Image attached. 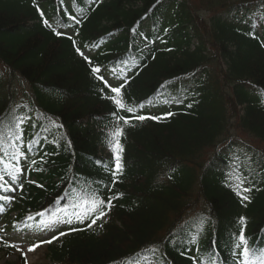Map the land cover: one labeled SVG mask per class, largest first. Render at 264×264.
Here are the masks:
<instances>
[{
	"label": "trees",
	"instance_id": "16d2710c",
	"mask_svg": "<svg viewBox=\"0 0 264 264\" xmlns=\"http://www.w3.org/2000/svg\"><path fill=\"white\" fill-rule=\"evenodd\" d=\"M64 1L0 0V121L29 119L18 142L27 153L23 187L0 201L1 221L11 230L35 228L53 213L63 216L57 209L67 201H54L64 189L109 183L95 161L111 160L105 137L115 107L91 72L99 66L110 85L124 83L129 105H145L139 114L174 115L125 128L124 171L113 187L123 196L102 228L47 244V264H138L142 254L155 264H192L213 241L232 264L223 246L239 232L240 217L253 243L264 237V0H70L63 9ZM44 20L68 33L56 35ZM77 49L91 51V65ZM113 70L119 79L107 77ZM233 147L242 170L254 161L244 174L255 187L243 203L228 186L232 164L223 153ZM44 209L45 217L36 216ZM201 219L199 244L177 247L174 236L195 233ZM9 244L0 231V252L10 255Z\"/></svg>",
	"mask_w": 264,
	"mask_h": 264
},
{
	"label": "snow or ice",
	"instance_id": "6c2138e0",
	"mask_svg": "<svg viewBox=\"0 0 264 264\" xmlns=\"http://www.w3.org/2000/svg\"><path fill=\"white\" fill-rule=\"evenodd\" d=\"M37 11H40L39 8H37ZM40 14L43 17V13L41 12ZM70 19L75 20L76 18L70 17ZM60 23H64L63 17L61 18ZM44 24L51 27L47 20H44ZM133 31H135V29H133ZM165 31H167V29H165ZM56 35L59 36L61 33L56 32ZM253 38H255L254 33ZM77 51L89 65L92 64L89 57L85 56L79 49H77ZM104 71L107 70L102 69L99 66L91 67V72L95 79L102 83V87L100 89L101 92H104L107 89L111 93V95H104L103 98L109 100L115 107V111L111 114L113 117L112 127L107 132L105 137L112 155L109 162L97 160L95 163L98 167H101L108 172L110 181L109 183L95 180L83 181L79 187L64 189V194L62 196H58L57 200L54 201V203L67 201L66 206L57 209V211L61 212L63 216H56L55 213H53L47 219H40L37 223L38 231H55L56 234L52 235L50 239L41 240L38 243L29 246L27 249L28 252L34 251L42 244H51L54 241H58L60 237L70 235L77 231L92 229L94 225L102 228L112 208L115 207L113 202L119 200L123 196V193L114 192L113 187L117 184L119 177L124 171V165L122 163L124 146L121 142V138L124 137L125 128L134 127L136 123H144L145 121L160 122L174 115L172 112H166L161 115L139 114V110L143 109L145 105L143 103L139 105H129L122 92V89L125 86L124 83L119 84V86L110 85L104 78ZM111 74L114 79L120 78L119 73L115 70H113ZM161 87L163 88L164 86L162 85ZM258 95L262 100H264V89H258ZM162 99H164V102L167 103L182 102L179 101L178 98ZM188 107H191V105H188ZM121 112H125L129 115H120ZM28 123V118L17 117H13L6 123L0 121V124H3V130H0V181H3V183L0 184V190H3L4 192L14 191V188L9 184V180L11 181V184H15L22 178L24 168L21 166L20 160L25 157L27 153L26 151L21 150L18 146V142L23 139L26 131V129L22 126ZM53 126L56 125L54 124ZM58 127H62V125ZM35 143L39 145L40 141H36ZM37 150L38 148L31 149V151ZM248 159L249 164L242 170L241 164L237 162L238 157H234L231 170L228 173V186L231 187L232 191L238 198H240L242 203L244 201H250L249 194L255 187L251 184V178L244 174L246 171L252 170L251 164L254 163V161H251L250 158ZM40 160L43 161V156L40 157ZM13 161H15V163H13ZM36 163V159L30 160L31 165H35ZM5 177H8L9 180H6ZM169 179H171V177H169ZM30 182L35 183L34 181ZM19 186L21 188L23 187L22 184ZM10 199L11 197L8 195L0 196V201L5 203H7ZM2 208L3 205H0V210H2ZM46 212H48V209L38 212L36 216L43 218L45 217ZM35 219L36 217L31 215L27 217V220L29 221H35ZM245 223V218L240 217L241 227L239 232L231 233L228 241L223 247L227 249L228 256H230L232 264H264V237H257L258 242L253 243L245 234ZM58 225L66 226L67 231H60L58 229ZM78 225H84L85 227L80 228ZM28 227L31 228L33 226L28 225ZM205 228L206 221L201 219L198 222L195 233H186L184 236L177 233L174 236L173 242L177 247L181 248L185 247L186 244L198 245ZM0 231H3V228H0ZM182 231H184L183 227ZM8 246L16 248L17 251H21V248L18 245L9 244ZM151 251L155 253L158 249L153 248ZM197 251L200 254L197 257L192 258V264H225L223 257L216 250L215 241L212 242V247L208 251L201 252L199 248ZM140 258L145 261L149 259L147 254H142ZM25 264H27V260H25Z\"/></svg>",
	"mask_w": 264,
	"mask_h": 264
},
{
	"label": "rangeland",
	"instance_id": "374dc122",
	"mask_svg": "<svg viewBox=\"0 0 264 264\" xmlns=\"http://www.w3.org/2000/svg\"><path fill=\"white\" fill-rule=\"evenodd\" d=\"M69 3V1H68ZM247 143H251L249 139L245 138L244 140ZM61 225H58V228ZM52 234H54V231H45L40 232L37 230V227L33 231H27L22 234H12L13 238L12 241L16 242V245H18L21 248V254H23L28 262V264H46L48 262L45 249L44 247H37L34 251L28 252L27 249L29 246H31L36 240H46L48 239ZM18 252H13L10 257H6L5 254H0L2 256L0 264H2L4 261H9L11 263L16 262Z\"/></svg>",
	"mask_w": 264,
	"mask_h": 264
}]
</instances>
